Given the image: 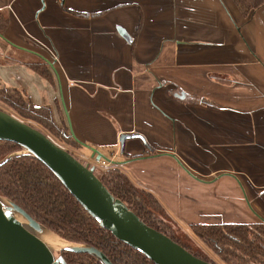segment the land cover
<instances>
[{"label": "crops", "instance_id": "obj_1", "mask_svg": "<svg viewBox=\"0 0 264 264\" xmlns=\"http://www.w3.org/2000/svg\"><path fill=\"white\" fill-rule=\"evenodd\" d=\"M0 12V86L50 106L176 230L264 222V5L243 17L232 0H0ZM37 56L52 80L20 63Z\"/></svg>", "mask_w": 264, "mask_h": 264}, {"label": "trees", "instance_id": "obj_2", "mask_svg": "<svg viewBox=\"0 0 264 264\" xmlns=\"http://www.w3.org/2000/svg\"><path fill=\"white\" fill-rule=\"evenodd\" d=\"M232 1L243 17H248L264 5V0ZM7 19V16L0 12V37ZM4 62H7V59H0V64ZM20 63L52 80L53 71L50 63L44 58L37 56V60H20ZM0 100L21 118L37 123L63 143L76 149L84 147L71 133L68 122L62 120L59 125L54 120L50 106L33 105L21 90L11 86H0ZM18 150H22L18 144L0 140L1 196L20 206L40 225L64 240L96 248L112 264H155L101 227L54 173L35 156L17 153L2 157ZM96 176L112 195L124 202L144 223L189 250L177 237L167 232L162 219L156 218L155 214H167L150 192L135 186L117 167L109 168ZM189 228L225 264H264V222L191 223ZM60 255L66 264H102L96 256L87 252L61 250Z\"/></svg>", "mask_w": 264, "mask_h": 264}, {"label": "water", "instance_id": "obj_3", "mask_svg": "<svg viewBox=\"0 0 264 264\" xmlns=\"http://www.w3.org/2000/svg\"><path fill=\"white\" fill-rule=\"evenodd\" d=\"M50 68L52 69L51 64ZM0 140L18 144L22 147V153L35 156L54 173L101 227L144 254L155 264H213L195 256L166 234L144 223L104 186L95 174V165L83 164L40 128L2 109ZM82 144L91 151V158L94 157L96 162L103 160L109 163V159L98 150ZM4 199L8 204L0 202V264H66L61 255L55 257L32 232L49 230L20 206ZM14 213L20 214L30 224L32 231L20 224ZM66 242L67 245L59 250L87 252L96 256L102 264H112L94 247Z\"/></svg>", "mask_w": 264, "mask_h": 264}, {"label": "rangeland", "instance_id": "obj_4", "mask_svg": "<svg viewBox=\"0 0 264 264\" xmlns=\"http://www.w3.org/2000/svg\"><path fill=\"white\" fill-rule=\"evenodd\" d=\"M0 109H2L4 111H7V112H10V113L18 116L19 118H21L19 115H17V113L10 106L5 104L1 100H0ZM23 120L27 121L28 123H30V124L38 127V128H40L42 131H44L46 134H48L56 143L61 145L64 149L69 151L72 155L76 154L75 151H74V149H76V148H73V147L63 143L62 141H60L58 138L54 137L51 133H49L46 129H44L43 127H41L37 123H35V122L31 121V120H28V119H23ZM22 152H23V150H18V151H14L12 153H9V154H4L2 157L10 156V155H14V154H17V153H22ZM74 157L77 158L80 162H83V164H86L87 166L95 165V172H96V174H99V175L103 174L107 169L112 168L110 166H100V164L96 163L94 159H90V158L87 159L86 157L85 158H83V157L81 158L78 155H74ZM155 216L158 219H162V221L164 222V227L166 225L165 228H166L167 232L170 233V234H173V236L177 237L179 239V241L184 246H186L190 250V252H192V254H196L197 257H200V258H202L204 260L212 262L213 264H225L193 232L190 234L192 236H187L186 234H184L182 232H179L178 230H176V228L173 226L172 222H170L169 218L164 213L160 214V215H156L155 214ZM30 229H32V228L30 227ZM49 231H51V230H49ZM52 233H54V232H52ZM60 251L61 250H53L52 252L54 253V256L57 257V256L60 255Z\"/></svg>", "mask_w": 264, "mask_h": 264}, {"label": "bare ground", "instance_id": "obj_5", "mask_svg": "<svg viewBox=\"0 0 264 264\" xmlns=\"http://www.w3.org/2000/svg\"><path fill=\"white\" fill-rule=\"evenodd\" d=\"M0 202L7 205L8 202L0 197ZM14 217L22 224L25 228L32 231L30 229V224L20 215L17 213H14ZM33 234L40 239L51 251L53 250H59L63 246L67 245V242L60 238L59 236L55 235L51 231H42V232H36L32 231Z\"/></svg>", "mask_w": 264, "mask_h": 264}, {"label": "built area", "instance_id": "obj_6", "mask_svg": "<svg viewBox=\"0 0 264 264\" xmlns=\"http://www.w3.org/2000/svg\"><path fill=\"white\" fill-rule=\"evenodd\" d=\"M95 162H96V161H95ZM96 163H99L100 166H107V165H108V163L105 162V161H103V160L97 161Z\"/></svg>", "mask_w": 264, "mask_h": 264}]
</instances>
